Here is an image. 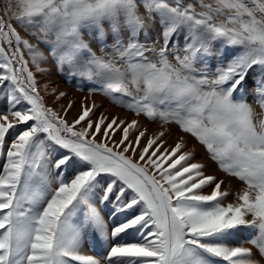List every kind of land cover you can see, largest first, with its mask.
<instances>
[{
  "label": "snow or ice",
  "instance_id": "obj_1",
  "mask_svg": "<svg viewBox=\"0 0 264 264\" xmlns=\"http://www.w3.org/2000/svg\"><path fill=\"white\" fill-rule=\"evenodd\" d=\"M40 45L88 86L71 121ZM0 103V264H264V0H0Z\"/></svg>",
  "mask_w": 264,
  "mask_h": 264
},
{
  "label": "rangeland",
  "instance_id": "obj_2",
  "mask_svg": "<svg viewBox=\"0 0 264 264\" xmlns=\"http://www.w3.org/2000/svg\"><path fill=\"white\" fill-rule=\"evenodd\" d=\"M22 35H25V38L32 39L26 33L22 32ZM33 42L35 41L33 40ZM40 49L41 51L44 52L45 56H47L48 58L47 61L43 63L41 66L50 69L49 73L46 75H41L39 72L36 71L35 66L32 65L31 62L29 66L31 70L35 72L37 75L38 86L40 87L41 95L44 96L47 106L60 111H63L62 106H66L69 102H75L74 108L69 112L67 116V119L71 121L78 114L83 98L89 95L88 86L81 79L69 76L67 68H65L63 73L58 71L56 61L49 53L48 47H46L45 45H40ZM26 58H28L27 53H26ZM45 84L49 85L47 91H45L44 89ZM250 85H251V81L249 82V86ZM53 89H55L54 94H53ZM60 92L67 93V96L64 97L63 99L58 100L56 99V97L59 95ZM93 100H95L97 104V109L95 113L97 116L103 112L105 115L108 116L118 115L121 118H126L129 120L139 119L141 121V125L148 129V136H151L153 133L163 130L161 129L158 122H150L144 117H135L133 114L129 113L126 109H122L118 106L112 105L107 97H103L99 94H96L90 97L88 103H91ZM101 105L103 107H101ZM2 106H3L2 103H0V107ZM252 106L255 109V112L257 113L258 117L264 116V110H262L258 104L253 103ZM105 109H107V111H105ZM172 131H173V135L167 137V139H168V144L174 146V143L176 142V133L178 130L175 126H173ZM134 135L135 133H133V136ZM117 136H119V133H117ZM185 139L187 141L189 149L195 146L196 161L205 164L206 170L209 174H214L218 178L224 179L226 186L230 187L233 193L243 187H246V185L238 178L229 177L226 173L220 170L217 162L210 158L205 148L201 145H198L194 138L186 136ZM146 140L147 137H145V139L141 141L142 145L146 143ZM253 235H255L254 229H242L238 232L236 239L240 241H244L246 239H250L251 236ZM245 246L252 247L250 244H245ZM98 247L99 245L95 243L86 242L85 244V250L88 254L89 253L96 254V251L97 252L99 251ZM253 250L255 251V249Z\"/></svg>",
  "mask_w": 264,
  "mask_h": 264
},
{
  "label": "bare ground",
  "instance_id": "obj_3",
  "mask_svg": "<svg viewBox=\"0 0 264 264\" xmlns=\"http://www.w3.org/2000/svg\"><path fill=\"white\" fill-rule=\"evenodd\" d=\"M99 248V247H98ZM95 250H96V248H95ZM89 252V251H88ZM95 252V251H94ZM97 252V251H96ZM90 254V253H89Z\"/></svg>",
  "mask_w": 264,
  "mask_h": 264
}]
</instances>
